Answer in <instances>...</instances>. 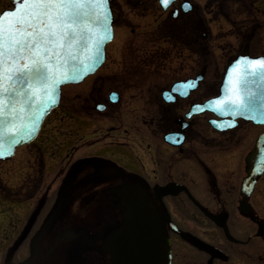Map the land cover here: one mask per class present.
<instances>
[{"label":"flooded vegetation","instance_id":"1","mask_svg":"<svg viewBox=\"0 0 264 264\" xmlns=\"http://www.w3.org/2000/svg\"><path fill=\"white\" fill-rule=\"evenodd\" d=\"M110 1L113 26L129 27L132 22L128 15L146 17L149 11H155L147 24L148 28L155 30L150 33L152 43L157 46L164 39L171 40L170 33L176 34L178 41L180 33H185L190 48L193 49L192 45L197 41L204 42L209 56L211 43L208 35H212V26L208 19L215 18L210 14H215L216 19L220 17L229 25V37L236 41L230 43L229 50L222 56L224 68L218 71L221 78L228 64L238 56L264 57L257 42L260 28H263L257 16L264 14L260 0H204L203 3L189 0L191 6L187 12L182 10L183 0H175L166 10L153 2L150 7L142 5L139 0H125L129 5L119 12L113 5L114 0ZM11 7V0H0V11ZM125 10L128 14L124 16ZM205 13L209 16L202 19ZM248 14L256 15V20L254 17L250 19ZM163 28L166 38L162 37V32L158 33ZM127 29L131 33L134 31L130 27ZM201 30L204 32L200 33ZM254 39L256 46L251 43ZM135 41L124 42L116 50V55L120 52L126 59L115 56L114 75L145 73L137 69V58L140 55L151 57L146 53H153L157 47L153 48L154 44L145 51ZM134 52L139 53L132 54ZM158 63H161L160 58ZM207 69V66L203 67V80L185 98L175 95L172 102H166L162 96L177 80L157 88L155 92L159 97L152 103L160 112L149 121H141L146 125L153 124L150 134L161 137V141L148 139L145 143L144 139H130L135 159L120 157L130 166L128 171L117 166L110 157H75L77 148L67 150L68 134L75 119L92 118L90 114L94 110L103 112L117 104L119 84L103 99L88 106L87 111L84 108L87 94L76 103L75 112L69 111L62 98L45 117L32 141L15 148L10 157L0 159V264H110L112 256L104 243L119 227L124 212L116 189L135 180L145 187L169 237L170 264H264V232H261L264 226V173L257 178L249 194L241 191L242 180L246 176L245 157L253 148L254 141L248 140L251 148L244 153L242 146L241 149L239 147L244 137L236 131L241 123L250 122L239 120L235 127L217 131L208 120L204 124L196 123L200 125L197 128L195 121L201 116L197 115L186 120L188 125L183 130L184 141L180 146H172L163 140L165 133L179 131L181 121L178 120L184 119L192 103L218 93L219 82H205ZM91 92L99 93V90L94 87ZM111 92L117 95L115 102L110 100ZM106 100L109 104H105ZM99 104L104 106L102 110H97ZM65 116L73 120L68 129L63 126L67 119ZM168 123L170 126L163 128ZM57 130L65 134L62 139H57ZM115 130L112 126L106 128L105 133L102 129L100 132L108 136ZM206 130L210 133H205ZM127 132L124 131L126 137ZM157 142L172 148L171 157L177 158L174 168L183 161L197 165L201 170L198 188L191 189L179 175L175 178L174 169L169 176V171L163 167L165 157L154 149L153 144ZM140 164L146 169L143 173L137 172ZM53 171L57 172L55 181L50 180ZM169 183H177L184 188L175 194L160 196L154 191L156 187ZM68 198L69 204L65 208L63 203ZM181 231L194 239L185 237Z\"/></svg>","mask_w":264,"mask_h":264},{"label":"rangeland","instance_id":"2","mask_svg":"<svg viewBox=\"0 0 264 264\" xmlns=\"http://www.w3.org/2000/svg\"><path fill=\"white\" fill-rule=\"evenodd\" d=\"M137 0H132L135 2ZM143 4L152 6V2L155 3V6H158L157 0H139ZM200 3H203L204 0H199ZM262 3L264 6V1L260 0L259 4ZM114 7L119 12L122 8L125 9L128 5L125 0H114ZM127 5V6H126ZM159 7V6H158ZM154 8V7H153ZM149 11L146 17H139L138 15L130 14L128 17L131 19L132 24L129 25L130 28H133L134 31L131 33L128 26L122 28L121 26L115 24L114 32L116 35L114 36V40L107 44L106 46V59L102 66L97 70L96 73L87 76L84 80L76 84H66L61 88V98H63V104L67 105L70 112L77 110L75 108L76 103L80 102V99L87 94L86 101L84 103L85 110H89L88 106L94 105L97 103L96 101L103 99L104 95H108L110 91H112L113 87L118 83L120 87L119 101L118 103L111 105V107L103 112H97L94 110L90 114L92 118L84 117L75 119L72 123V118H68L64 122V129H68V125L72 123V127L70 128V133L68 134V143L67 150L68 152L72 150V148H77L75 157L84 156V157H110L113 162L119 166L124 171H128L130 166L126 164V161H122L120 159L121 156L127 158H133L135 152L132 151V141L130 139L139 138L141 140H153V141H161V137H155L150 134V128L153 124L147 123V125L142 122V119L150 120V117L158 116L159 108L156 104L152 103L157 101L159 95L157 96L156 90L159 86L167 83L171 80H181L192 77L196 75L200 70H203L204 66H207L208 69L205 71L206 77L205 82L210 81L212 83L220 81V75L218 71L223 70L224 64H221L222 56L224 52L229 50L230 43H235L236 41L233 38H230L228 35V27L220 17L216 19L215 14H210L215 17L212 18L211 21L208 19L209 24L212 26L211 33L212 35H208L210 39V48L211 55L207 54V50H205L204 42L197 41L194 48H190V42L187 39V35L185 33L180 34L181 37L177 41V35L170 33L171 37L169 40L164 39L162 43L156 46L155 42H150L149 30L147 24L152 19V15ZM128 14L123 11V15ZM259 14V13H258ZM264 14L257 15L260 17V22L262 21L263 28H260V36H259V51L264 54ZM205 18H208L209 14L202 15ZM250 19L254 17L256 20V15L252 16L248 14ZM263 16V17H262ZM182 20V19H181ZM206 21V20H205ZM214 22V23H213ZM147 27L148 32L145 30ZM204 32V30H201ZM166 36V35H165ZM168 37V36H166ZM201 37V36H200ZM199 37V39H201ZM136 40L135 43L139 46H142V49L151 48L148 46H153V48L157 47V50H154L153 53H146L151 55V57H143L140 56L137 58V69L145 71V73L138 72L133 76H127L126 73H115L114 71L116 66L113 64L115 61V56L117 58H121V60H125L126 58L121 56L120 52L116 55V50L124 43ZM176 40V42H175ZM256 46V40L251 41V43ZM156 46V47H155ZM179 47V48H177ZM185 48V49H184ZM139 52H134L132 54L138 55ZM161 63H157L159 60ZM136 60V59H134ZM159 70V72H158ZM119 74V75H118ZM216 74V77H214ZM204 85V83L202 84ZM96 87L99 90V93H93L91 90ZM91 89V90H90ZM71 95V96H68ZM84 100V99H83ZM81 100V102L83 101ZM104 103V102H99ZM105 104H109L106 100ZM77 112V111H76ZM210 114H203L200 117L196 118V123L204 124L207 121ZM94 117V118H93ZM70 121V122H69ZM146 121V122H147ZM53 123V122H52ZM55 123V122H54ZM66 124V125H65ZM149 124V125H148ZM115 126V131L111 132L108 136H103L100 130L102 129L105 133V129ZM170 124H166L163 128H168ZM128 131L127 137L124 135V131ZM196 127H200L199 124ZM124 129V130H123ZM203 129V128H202ZM264 130L263 126H254L250 123H241L238 126V132L240 135L244 137V140L241 142L242 150L245 153L247 149H250L248 140H251L252 143L254 138L258 133ZM66 131V130H65ZM57 139H62V133L58 130ZM123 132V133H122ZM205 133H210L209 130H206ZM139 134H141L139 136ZM129 136V137H128ZM143 137V138H141ZM65 138V137H63ZM143 142V143H144ZM154 149L158 150L160 155L165 157L163 167L167 171H169V176L171 175L172 169L173 176L175 178L180 176L183 181L191 188H198V179L200 176L201 170L194 165L193 163H189L187 161L180 162L174 168L175 163L177 162L176 157H171L173 155V150L168 145L163 142H157L153 144ZM238 147V148H239ZM249 147V148H248ZM241 149V147H240ZM74 153V152H73ZM166 156L168 158H166ZM135 159V157H134ZM239 163L241 161L240 157H238ZM152 164V162H150ZM138 173H143L146 169H143L141 164L138 168H136ZM57 172H51L50 180L55 181L57 177ZM49 180V181H50ZM200 183V182H199ZM73 207H71L72 210ZM98 206H95L97 209ZM76 213V212H75Z\"/></svg>","mask_w":264,"mask_h":264},{"label":"water","instance_id":"3","mask_svg":"<svg viewBox=\"0 0 264 264\" xmlns=\"http://www.w3.org/2000/svg\"><path fill=\"white\" fill-rule=\"evenodd\" d=\"M11 1L13 8L4 10L0 15L4 12H16L19 15L17 9L22 7V0ZM159 1L162 7L166 8L161 0ZM183 5L190 6L187 2H184ZM105 7L111 12L109 2ZM13 19H15L13 16L5 17V24L7 25ZM112 20L111 12V29ZM112 37L113 29L109 39L103 43L98 58L89 69L79 71L67 82L58 84L56 95L54 96V104L47 103L38 109L35 106L28 108L26 104L21 103L16 107L15 116L7 114L0 116V132L4 134L5 142L4 153L0 155V159L10 157L17 146L28 143L35 138L44 117L51 109L57 106L61 86L79 83L86 76L94 73L104 61L105 46ZM73 52H77V50L73 49ZM262 58L264 57L238 56L226 67L218 94L202 103L192 104L184 117L190 119L193 115H198L205 111L211 112L215 118L209 119V123L217 131L233 128L237 125L238 119L251 121L253 124H264V79L261 78L260 72H256V65H248V60H259ZM254 72L256 73L255 75L252 74ZM58 79L63 80L64 77L58 75ZM202 79L203 73H199L193 78L175 82L169 90L163 92L162 96L166 102H172L175 95L185 98L190 91L198 87ZM35 95L37 103L45 99L38 86ZM116 97L117 95L112 93L110 100L115 102L117 100ZM230 100L250 104L251 110L235 112L228 110V114H224V104L229 103ZM45 108L46 110H44ZM103 108V105L97 106V110H102ZM32 117H35L34 127L29 123ZM180 121L179 131H170L163 135V140L172 146H180L184 141L183 130L188 125V122L182 118H179L178 122ZM13 122L16 127H23L27 124L28 127H33V131L30 135L23 136L19 144L9 148L7 147V140L16 135L15 129L12 127ZM245 164L247 175L242 180L241 191L247 195L253 188L257 177L264 172V132L256 137L253 149L245 157ZM183 188L184 186L170 183L164 187H156L155 192H158L159 196L175 194ZM117 191L120 195V202L124 212L119 227L105 243L106 249L112 254L111 264H170L169 239L163 231L156 209L145 193L143 184L136 180L132 184L121 185ZM58 199H60V196ZM69 200L70 198L63 203L65 208L68 206ZM261 232H264V226L261 227ZM181 233L189 239L192 238L185 232Z\"/></svg>","mask_w":264,"mask_h":264},{"label":"snow or ice","instance_id":"4","mask_svg":"<svg viewBox=\"0 0 264 264\" xmlns=\"http://www.w3.org/2000/svg\"><path fill=\"white\" fill-rule=\"evenodd\" d=\"M108 2L22 0V7L17 9L19 15L16 12L0 15V116H15L16 107L21 103L38 109L47 103L54 104L58 84L95 63L112 31L111 12L105 7ZM161 2L167 7L173 0ZM182 7L189 10L188 5ZM9 16L15 19L6 25L4 18ZM248 65H256V72L264 79V58L248 60ZM58 75L64 79H58ZM37 86L45 98L39 103L35 95ZM228 110L250 111L251 106L230 100L224 104V114ZM29 123L34 127L35 117ZM12 127L16 135L7 140L9 148L33 131L27 124L16 127L13 122ZM4 149V134L0 132V155Z\"/></svg>","mask_w":264,"mask_h":264},{"label":"trees","instance_id":"5","mask_svg":"<svg viewBox=\"0 0 264 264\" xmlns=\"http://www.w3.org/2000/svg\"><path fill=\"white\" fill-rule=\"evenodd\" d=\"M163 35L165 36V30L163 31Z\"/></svg>","mask_w":264,"mask_h":264}]
</instances>
